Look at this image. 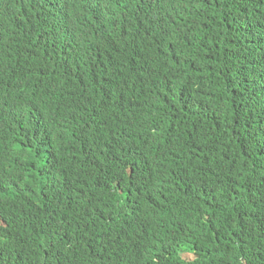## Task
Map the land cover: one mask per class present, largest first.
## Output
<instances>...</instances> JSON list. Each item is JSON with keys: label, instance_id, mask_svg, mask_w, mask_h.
Listing matches in <instances>:
<instances>
[{"label": "trees", "instance_id": "trees-1", "mask_svg": "<svg viewBox=\"0 0 264 264\" xmlns=\"http://www.w3.org/2000/svg\"><path fill=\"white\" fill-rule=\"evenodd\" d=\"M59 4L54 44L40 38L47 23L37 10L0 17V162L20 161L3 138L12 82L25 65L29 84L42 82L20 134L24 146L32 145L27 135L36 141L37 161L24 162L23 185L0 178V264H175L166 262L172 250L176 264H264V0H157L176 28L156 42L130 0ZM121 81L196 104L201 119L186 140L168 139L174 147L155 135L119 137L109 121L106 129L90 117L81 124L113 103L100 84ZM63 93L72 98L37 117V106ZM167 160L203 199L177 200L171 221L163 201L155 223L124 168L145 163L151 174ZM9 174L0 163V177Z\"/></svg>", "mask_w": 264, "mask_h": 264}, {"label": "clouds", "instance_id": "clouds-1", "mask_svg": "<svg viewBox=\"0 0 264 264\" xmlns=\"http://www.w3.org/2000/svg\"><path fill=\"white\" fill-rule=\"evenodd\" d=\"M60 0H0V17L5 12L12 10L16 12L17 20L20 19L21 13L28 10H37L39 23H47L45 32L39 33L41 39L46 43L53 42L59 39L57 35L58 30L54 28V21L56 22L58 13L55 15L56 9L58 10ZM134 6L135 14L141 21L144 28L145 37L150 39V42H156L162 38L167 31L173 30L163 14L157 6V0H130ZM167 28V29H164ZM102 33V31H101ZM105 43H114V37H106ZM104 43V44H105ZM31 65H25L19 74L18 79L12 82L13 96L11 105L4 106L1 114L5 117L7 124L3 132V138L9 137V147L17 155L18 160L8 158L0 163H6L10 174L6 179L0 177L3 182L11 184L8 180L13 181L16 185H23L28 178V170L24 162L37 161V143L31 136L27 135L32 145L24 146L20 139V134L24 132L22 123L25 119V114L28 111L27 99L38 88H40V81H31L35 84H29ZM27 82V83H26ZM21 84L22 88L16 87V84ZM99 91L113 99V103L108 109L96 110L92 114H87L79 118L81 124L90 123L89 117L93 122L90 124L100 125L106 129V123L109 121L108 127L116 125L120 130L115 133L119 137L127 138L136 136L135 133H143L149 136L155 135L157 141L155 143H162L165 146H172L169 138H179L186 140L189 137L188 131L200 119V112L196 104L189 105L186 103L174 104L165 98L170 96L166 91H146V87L133 86L124 81L106 82L101 83L98 87ZM72 98L70 93H63L57 95L55 98L40 104L36 107V112L39 114L37 117H50L53 116L57 109L62 105V99L68 100ZM33 110V109H32ZM124 117L133 123L132 127H128L124 121ZM16 134V136H14ZM192 134V133H191ZM185 146L184 148H186ZM202 148V147H201ZM204 154L206 153L205 150ZM175 161H162L159 166L150 174L147 170L145 163H137L135 170L132 172V191L138 195H142L146 212L149 221L158 223L163 216L162 202H166L168 216L171 221L172 211L177 200L184 199L191 194L195 186L191 182L179 180L170 171L168 166ZM3 182H0L2 184ZM25 197L26 194H21ZM198 199H203L202 194L198 193L193 196ZM125 223L128 225L134 224L131 218H124ZM162 228H174L166 224L159 225ZM185 244H175V248H180V252L185 250ZM192 253H184L185 261H192L194 259ZM173 261L176 264V257L174 250L169 251L166 255V262Z\"/></svg>", "mask_w": 264, "mask_h": 264}, {"label": "bare ground", "instance_id": "bare-ground-1", "mask_svg": "<svg viewBox=\"0 0 264 264\" xmlns=\"http://www.w3.org/2000/svg\"><path fill=\"white\" fill-rule=\"evenodd\" d=\"M58 27V24L55 26V28H57ZM173 28L175 29L176 28V26H173ZM164 29H167V28H164ZM165 98H167V96L165 97ZM169 98V97H168ZM185 240V239H184Z\"/></svg>", "mask_w": 264, "mask_h": 264}]
</instances>
